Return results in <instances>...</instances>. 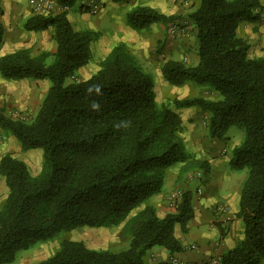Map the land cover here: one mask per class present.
<instances>
[{"label": "trees", "instance_id": "obj_1", "mask_svg": "<svg viewBox=\"0 0 264 264\" xmlns=\"http://www.w3.org/2000/svg\"><path fill=\"white\" fill-rule=\"evenodd\" d=\"M78 1L55 0L60 11L32 14L22 24L26 31L51 28L53 53L32 55L22 48L0 56V77L49 81L31 121L13 119L0 108V129L13 135L23 151L41 149L43 156L36 175L12 154L0 156V175L7 188L0 205V264L11 263L18 251L52 239L61 230L117 226L124 220L123 232L129 237L125 248L95 249L82 241L62 240L55 252L34 264H173L149 262L146 257L154 246L169 253L181 250L174 225L186 232L193 217L192 191L182 190L175 210L163 217L147 202L161 192L171 166L183 162L202 168L205 162L184 150L181 119L170 105L208 112L210 140L224 139L232 125L242 129L229 166L246 171L237 212L243 239L222 253L216 264H261L264 56L248 57L249 44L237 33L242 23L260 20V2L198 0L187 15L196 29L197 63L166 60L160 72L170 85L191 82L207 87L217 98L192 96L158 106L152 75L124 43L115 45L87 78L67 82L94 58V33L74 30L66 15ZM77 7L88 10L84 3ZM178 18L138 5L126 14V23L140 29ZM2 40L0 23V46ZM140 205L144 206L131 214Z\"/></svg>", "mask_w": 264, "mask_h": 264}, {"label": "crops", "instance_id": "obj_2", "mask_svg": "<svg viewBox=\"0 0 264 264\" xmlns=\"http://www.w3.org/2000/svg\"><path fill=\"white\" fill-rule=\"evenodd\" d=\"M197 2L198 0H193L194 6L189 8V2L186 0H119L116 2L103 0L100 10L97 13L91 14L88 10L78 9L77 5L83 3V0H79L75 6L68 8L66 15L74 30L95 33V39L91 42V50L94 57L95 54L97 57L79 68L77 72L92 69L87 74L88 76L91 75L98 69L100 60L107 56L115 45L122 42L125 43L129 51H136L137 48L144 49L147 45H151L149 51H153L151 54L152 61L153 63H158L159 61L160 66L165 60L170 59V53H184L186 42H189V40L186 39L182 30H180L182 33H178L172 37L168 33V23L157 22L140 29L132 28L126 23V14L138 5H147L164 15H177L179 18L174 22L179 27H182L184 24L187 25L186 27L189 26L192 29L191 33L194 34L196 42V29L187 15L194 10ZM5 11L8 12V16L4 18ZM32 14H35V12L33 11L31 0H0V23L3 26L1 45L4 46L6 44L7 46L3 51H0V56L22 48H30L32 55H37L41 52L53 53L55 51L56 43L51 28L37 32L23 29V22ZM107 19L110 21L109 25L105 24ZM254 24V22H245L240 26L246 28L247 26L252 27ZM27 36L35 39L34 44H32L33 47H31V44H26L25 38ZM4 38L7 39V43L5 44ZM159 41H163L165 46L157 53L155 45ZM197 61L198 56L195 55L192 60L189 59L187 65H195ZM214 96L217 98V95ZM171 109L178 113L179 116L185 113L189 115L187 116L188 120L192 119L191 126H188L189 131L187 130V132L197 131V121L193 120V117H196L198 113L197 107L181 109L171 107ZM190 110L191 113L189 114ZM186 120L183 119V121ZM192 141L191 146L193 149L190 148L188 150L186 147L184 148L185 151L197 152L199 155L202 154L200 157H205L208 160V167L206 168L208 172L203 175L207 179L204 181V185H201L202 195L198 199L192 198L191 200L193 217L187 223L186 232L181 233L183 232L181 226L179 224L174 225V235L180 242L181 250L169 253L163 247L154 246L147 254L149 262L170 261L171 259V261H191L199 264H208L209 254L213 253V259H218L222 253L233 248L243 239V223L237 216V212L240 187L246 176V171L244 169L233 171L229 166V161L228 163L226 162L228 154L226 157L219 156L221 152L228 150L222 139L210 140L207 137L205 140L203 138V141L199 139L202 149L203 147L205 148L204 153H201L202 149L199 150L195 137ZM17 150L19 151L14 156L26 161L33 149L24 151L22 154L20 149L17 148ZM5 151H9V147L3 148L2 145L1 152ZM182 165V163H178L170 167L169 170H174L175 174L169 175V171H167L168 173L166 172L161 192L149 199V204L154 206L156 214L159 217H163L175 210V207L172 206V202L169 200L170 196H168L171 190L174 188L195 190L200 185V179L198 178L190 182L182 180L183 177L178 174L179 170L183 168ZM242 171L245 173H242ZM235 175H239L240 177L234 178ZM217 222L219 223V227L215 224ZM220 227L224 230L222 236L219 230ZM190 244H194L196 248L187 250L186 246ZM261 264H264V260H262Z\"/></svg>", "mask_w": 264, "mask_h": 264}, {"label": "rangeland", "instance_id": "obj_3", "mask_svg": "<svg viewBox=\"0 0 264 264\" xmlns=\"http://www.w3.org/2000/svg\"><path fill=\"white\" fill-rule=\"evenodd\" d=\"M103 1V0H102ZM188 1L189 8L193 7V0H186ZM260 2V20L254 22L255 24L250 27L247 26L246 28H242L241 26L238 28V36L243 38L248 44V57L250 58H257L264 56V0H258ZM86 0H83L85 4ZM147 6V5H146ZM195 8V7H194ZM193 11V10H192ZM191 11V12H192ZM91 13V12H90ZM94 14V13H91ZM8 16V12L5 11L4 18ZM106 25L110 24L109 19L105 22ZM187 25L184 24L182 27H179L174 21L167 24L168 33L170 36H176L178 33L184 32L185 37L189 42H186L185 52L181 54H177V52L170 53V59L167 60H178L183 62L187 65L189 59H193L195 55H197V43L194 40V34L191 33L192 29L186 27ZM182 30V32H180ZM94 33V32H93ZM95 35V33H94ZM96 36V35H95ZM94 36V39H95ZM196 39V38H195ZM34 38L27 36L25 38L26 44H34ZM93 41V40H92ZM7 43V39L4 38V44ZM123 43V42H122ZM148 43V42H147ZM120 44V43H119ZM125 44V43H124ZM151 45H147L144 49H136V51H128L132 53L141 66V68L148 72L153 77L154 81V92H155V101L158 106H161L165 103L171 102L173 99H181L186 97L192 96H202L210 99H214L216 94L210 91L205 86H199L191 82H186L180 86H173L170 85L161 75L160 72V64L153 63L152 61V52L149 51ZM165 46L163 41L157 42L155 45V51L158 53L161 49ZM6 44L4 46H0V51L5 49ZM30 53L32 52L31 49H28ZM171 50H173L171 48ZM179 56V58H177ZM97 57L95 54L94 59ZM177 58V59H175ZM166 61V60H165ZM164 63V62H163ZM162 63V64H163ZM161 64V65H162ZM99 65V63H98ZM92 70V69H91ZM90 69L82 72H77L67 79V82H76L83 80L87 77L88 73L91 72ZM49 87L48 80L42 81H32V80H6L4 78H0V108L3 109L5 115L13 118L19 119L25 122H29L35 116L40 103ZM170 107H172L170 105ZM179 109V108H176ZM181 109V108H180ZM197 115L193 117V120L197 121V131L187 132L188 126H191L192 119L188 120V114L180 115V119H187L186 121H181L180 126V141L183 145V148L189 150L192 148L191 144L193 143V138L195 137L197 144L199 146V150L202 149L201 142L203 138H209L207 133V123H208V112L202 111L197 108ZM191 110L189 111V114ZM186 117V118H185ZM197 118V119H196ZM189 131V130H188ZM243 132L242 129L236 125H232L228 128L226 132V137L222 139L224 142L225 147L228 149L226 152H221V155L226 157V162L229 161V156L231 154V148L238 145L242 139ZM200 139V141H199ZM3 148L9 147V151L1 152ZM20 149V152H24L19 142L16 138L11 135L10 133L0 129V156L5 153H10L13 156L16 155L17 150ZM185 150V149H184ZM27 151V150H25ZM187 152V151H186ZM205 152V148L203 147L201 153ZM29 158L24 161L28 167L30 174L36 175L39 173L42 167L43 156L41 149H33L30 152ZM192 153L196 159L199 161H204L205 166L202 168L185 165L182 162L183 168L179 170V175L183 177V181L190 182L194 179H200V185L192 191V198H200L202 195V187L204 185V181H206V177H203L208 167V160L205 157H200L202 154L199 155L197 152H187ZM204 156V155H203ZM16 157V156H14ZM18 158V157H16ZM19 159V158H18ZM21 160V159H20ZM23 161V160H22ZM178 164V163H177ZM172 167V166H171ZM170 169V168H169ZM167 170L169 171V175L175 174L174 170ZM204 172V174H202ZM236 171V170H233ZM168 173V172H167ZM242 173H245L242 171ZM235 177H240L239 175H235ZM231 178V179H234ZM165 180V178H164ZM236 180V179H235ZM237 183V180H236ZM174 188V187H173ZM181 189H173L169 192L168 196H170V202H172V206L175 207L176 203H178L180 199ZM7 192V188L5 185L4 178L0 175V205L2 204L5 195ZM149 203V200L148 202ZM144 205H140L138 208L134 209L131 214H134L137 210L141 209ZM130 214V215H131ZM126 220L122 221L117 226H108V227H77L70 230H61L59 231L52 239L46 240L44 242H39L32 248L28 250H20L16 253L15 259L9 264H34L35 262L49 256L53 252H55L60 245L62 240H76L82 241L87 247L95 248V249H107V250H119L125 248L128 245L129 237L124 234L123 226ZM215 224H219L218 222ZM213 227V221H212ZM222 228V227H221ZM223 229V228H222ZM224 231V230H223ZM185 233V232H181ZM222 236V235H221ZM196 246L194 244H190L186 246V249H194ZM148 261V257H146ZM213 260V253L209 254L207 263L212 264ZM264 260V258L262 259ZM171 262V259H170ZM172 263V262H171Z\"/></svg>", "mask_w": 264, "mask_h": 264}, {"label": "built area", "instance_id": "obj_4", "mask_svg": "<svg viewBox=\"0 0 264 264\" xmlns=\"http://www.w3.org/2000/svg\"><path fill=\"white\" fill-rule=\"evenodd\" d=\"M33 11L35 14L47 15L51 13H56L61 10V8L56 4L55 0H31ZM103 1L102 0H86L85 5L88 6V11L91 13H97ZM218 259H213L212 264H216ZM173 264H199L195 262H179L177 260L171 261Z\"/></svg>", "mask_w": 264, "mask_h": 264}]
</instances>
